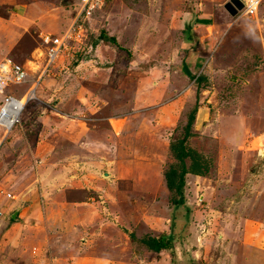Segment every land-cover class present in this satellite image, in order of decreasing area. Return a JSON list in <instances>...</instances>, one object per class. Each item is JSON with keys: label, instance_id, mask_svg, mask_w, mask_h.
Here are the masks:
<instances>
[{"label": "rangeland", "instance_id": "374dc122", "mask_svg": "<svg viewBox=\"0 0 264 264\" xmlns=\"http://www.w3.org/2000/svg\"><path fill=\"white\" fill-rule=\"evenodd\" d=\"M13 1H17L20 6L29 2V0H0L1 17L10 10L9 6ZM38 1L46 2L47 9L59 12V16H53L45 21L46 26L53 25L48 31L60 32L58 21L62 23L63 29L68 25L69 6L72 0ZM226 1L107 0L100 9L93 12L90 21L85 22V38L75 41L73 49L81 52L59 56L44 71L42 68H36L37 65L42 64L33 65L29 62L36 59L38 53L36 52L39 46L38 31L41 29L39 19L38 24L32 22L33 24L26 29V34L20 35L10 25H7L3 32L6 34L7 50L2 51L0 42V61L4 58H12L24 64L29 73L28 80L8 84L5 87L7 94L15 96L24 94L39 71L43 75L37 89H54L52 90L54 92L58 89L61 91L63 85L67 84L73 89L76 84L75 76L79 80L77 85L83 83L86 86L88 80L82 73L85 71L86 73L92 71V75L98 81L105 79L108 81L110 74L106 76L102 72L100 75L97 74V71L104 69L113 73V76H119L124 82L123 75L129 76L126 80L129 91L125 94L126 103H119L117 107L120 108L112 109L117 113L124 112L125 115L119 122L126 120L129 124L128 127L124 126L127 127L125 133H121V129L117 126L118 135L114 139L117 145L116 156L103 158L104 162L102 161L101 171L98 173L86 171L85 167H81L86 158H78L77 165L73 160L70 161L63 171L65 175L77 172L72 179L78 181L69 183L71 187L85 184L86 190L83 193L86 194L80 198H84L88 203L95 202L96 212L93 210L89 213L93 217L97 215L101 218L99 215L110 201L119 205L121 214L122 211L125 213L120 218L122 221L128 216L131 217L129 231L134 233L135 239L131 238V243L124 246L125 249H129L122 254L128 261L127 264H235L239 246L236 245L235 249H232L228 229H225L227 233H224L227 236L224 240L221 241L217 236L218 232L222 231L220 225H228L217 208L223 207L228 213L236 215L241 212L252 214L253 206L245 205L241 211L239 207L231 205L224 199L234 198L239 201L246 195L248 201L253 202L257 189L260 188V186L253 187V184L258 183L261 178L258 172L255 173L254 168L258 169V165L263 168L258 160L264 158V51L261 47V43L264 42V9H261L264 2L259 5L260 9L255 17L237 18L224 7ZM199 15L205 16L199 23L207 24L202 31L204 33L199 47L201 48L200 44L203 43L209 50L204 59L198 58V61L190 62L187 56L186 63L183 62L181 68V53L185 50L188 55V52H195L197 49V44L193 45L191 41L185 44L180 42L181 39L187 41L184 37L185 26L187 23L195 22ZM101 30H105L108 35H114L119 45L106 41L98 42L97 45L104 44L100 52L102 59L100 63L95 61L97 58L92 53L96 52L97 46L91 53L88 52L91 49L89 43ZM82 44H85L84 47ZM85 50L88 52L86 53ZM88 58H94L93 63L96 67L92 63L81 61ZM104 63H110L111 67H105ZM77 64H80V68H77ZM199 74L204 75L205 78L197 92L198 104L191 127L192 135L187 138L186 145L198 151L210 165L204 179L194 180L189 173L186 174L185 204L174 207L171 202L174 193L166 187L163 172L169 165L176 163L169 144L183 135L187 115L195 106L196 89L195 84L193 86V76ZM139 78L144 79L142 84L137 86ZM44 92L42 95L48 94ZM137 93L140 94V99H137ZM37 94L36 98L27 102L23 113L25 111L32 116H40V109L44 108L45 104L55 105L58 99L61 100L60 95L59 98L55 95L46 98ZM122 96L124 97L123 94H118L117 102L123 101ZM92 98L96 100L97 105L104 103L98 97L92 96ZM82 103L85 106V101ZM92 105L94 106L95 103L93 102ZM102 108L107 113L111 111L106 109L105 105ZM104 113L100 111L101 115ZM239 115L243 116L247 129L246 134L239 137L240 143L234 144L233 141L237 138L225 137L223 132L233 122H241ZM19 121L17 125L20 124ZM68 126L64 129L59 128V132L68 133L72 129H68ZM220 140H225L224 143L228 141V145L232 144L229 147L226 143L223 145ZM126 147L128 151L132 150L133 154L121 155L123 151L126 152ZM38 161V158H34L25 163L26 165L23 164L28 166V169L21 167L19 170L21 172L14 187L16 192L19 183H24L25 175L31 177L34 183L37 179L34 175L37 174L36 166L40 167L39 169L46 167L45 163ZM189 161L186 159L187 163ZM235 167L236 171L232 174L231 171ZM50 169L47 168L49 172L45 170L46 175L50 174ZM81 170L84 172L80 173ZM207 179L215 185L210 183L213 187L205 188L206 185L203 184ZM62 183L59 182L54 187L61 188ZM227 183L235 186L230 188V194L220 197L216 203L213 199L214 193L223 190L222 187ZM93 185H95V193L87 190ZM65 190L64 198L73 194L77 196V189ZM90 197L93 199H88ZM192 197H194L193 202H198L197 206L204 209L201 210L202 212L197 213V206L190 204L189 198L192 200ZM98 204L103 207L102 211L97 212ZM261 208L264 209L263 206ZM257 209H260L259 205ZM41 210L40 215L44 216L43 207ZM103 213L108 212L106 210ZM144 216H148L149 220L144 219ZM112 220L117 226H122L115 218ZM88 224L90 222L85 225ZM169 233H172L174 239L168 249L154 252L139 243L141 237ZM80 235L83 234L80 232ZM223 241L225 246H221ZM39 254V250L30 254L26 248L24 261L30 264H44L45 262L34 260ZM88 263L92 264L93 260Z\"/></svg>", "mask_w": 264, "mask_h": 264}, {"label": "crops", "instance_id": "0c3cea01", "mask_svg": "<svg viewBox=\"0 0 264 264\" xmlns=\"http://www.w3.org/2000/svg\"><path fill=\"white\" fill-rule=\"evenodd\" d=\"M263 2L264 0L260 4H263ZM9 7L10 10L5 13V16H0L2 51L7 50L6 34L3 33L5 28L8 27L7 25L15 28L21 35L26 34V29L33 23L38 24L39 19L41 25V29L38 31L39 36L44 32H51L48 29L52 28L53 25L48 27L45 25V21L53 16H59L58 11L47 9V3L39 2L38 0H29L23 6H20L17 1H13ZM261 9H264V6ZM61 17L63 18L64 16ZM202 18H205V16H198V19ZM57 24L60 25L62 30V23L58 21ZM206 25L195 21L191 27L192 36L190 40L187 39V32H185L184 37H186L187 41L181 39L180 42L185 44L191 41L193 45L197 44V49L195 52H188V55H186L187 52L184 50L181 53V64L183 62L186 63L185 59L187 56L190 62L198 61V58L204 59L209 49H206L203 43L200 44V48L199 43L204 33L202 31ZM103 45V43L97 45L96 52L93 51L94 56L97 58L96 62H102L100 52ZM261 47L264 51V42L261 43ZM40 49L41 47L36 48V52L38 51L36 59L29 60V62L35 65L43 63V56L38 57ZM81 61H87L89 64L95 65L93 63L94 58ZM83 62L80 63L82 64ZM106 63L103 64L105 67H111L110 63ZM77 68H80V64H77ZM101 72L105 76L110 74L108 81L106 79L105 81H98L92 75V71L87 73L85 71L82 73L88 80V82L86 81V86L82 82V85H77L79 80L75 76L76 79L74 81L76 84L73 89L69 84L63 85L61 91L58 89L55 92L52 91L54 89H37L35 93L40 96L52 98L49 96L55 95L59 98L60 95L61 100L58 99L55 105L45 104L44 108L40 109V116H32L31 113L25 111L23 113L24 107L20 114V124L14 125L8 132L0 126V264H30V262L24 261L26 248H28L30 254L39 250V256L33 259L36 262H45L44 264H87V262H92V260V264H127L126 262L128 261L123 258L122 254L129 250L128 248L125 249L124 246L128 243L130 244L131 239L128 238V234L123 229L129 230L131 217L128 216L122 221L120 218L125 213L122 211L121 214L119 205L113 201L108 203V208L105 206V209H103V212L107 210L108 213L102 212L99 215L101 218L97 217V215L93 217L89 213L93 210L96 212L95 202L88 203L85 202L84 198H80L86 194L83 193L86 190L85 184L71 187L68 184L77 180L72 179L77 172L66 175L63 172L70 161L73 160L75 165H77L78 158H86L84 164L81 165V167H85L86 171L100 172L103 158H112L117 154V145L114 143V139L117 138L118 127L121 129L120 132L123 133L124 131L126 132V128L129 126L126 120H123L122 123L119 122L122 120L121 117L125 115L124 112L117 113L112 111V109L120 108L117 107V104L126 103L124 98H126L125 94L129 92L126 82L129 76L123 75L124 82L121 78L119 79V76H113V73L111 74L107 69L99 70L97 74L100 75ZM143 79L139 78L137 80V86L142 84ZM43 92L48 94L42 95ZM38 94L37 96H39ZM118 94L124 95V97L122 96V102H117ZM92 96L100 98L104 103L97 105L96 100ZM140 97V94L137 93V99H140ZM83 101H85V106L82 103ZM93 102L95 103L94 106L92 105ZM104 105L106 109H111L109 113L102 108ZM100 111H104V115H101ZM239 119L241 122H233L223 132L225 137L231 136L232 138L230 139L237 138L233 141L234 144L240 143L239 137L246 134L247 126H245V120L242 115H239ZM66 126L69 127L68 129H72L68 133L59 132V128L64 129ZM124 126L127 127L125 128ZM32 131L35 132L33 133ZM212 138L217 140L215 137ZM224 141L220 140L223 145L226 143ZM226 144H229L228 141ZM231 144L228 146L230 147ZM127 147L126 152L123 151L121 155L133 154V151L130 149L128 151ZM34 158H38V163H45L46 167L39 169L40 167L36 166L37 174L34 173V175H36L37 179L34 183L31 177L25 175L24 183H19L17 191L20 193H18L14 187L18 182L16 180L19 178L18 174L21 172L19 170L21 167L27 168L28 166H25V163L30 162ZM258 162L261 163L263 168H260L259 165L257 166L258 169L254 168L255 173L258 172L261 175L259 182L253 184L255 188L260 186L257 189L255 201H248L246 195L239 201L234 198L224 199V201L230 202L231 205L239 207L241 211L245 205L253 206L252 214L250 212L246 214L241 212L236 215L228 213L227 209H223V207L217 208L223 214L224 221L228 224L220 225L222 231L218 232L219 235L217 234V236L220 237L221 241L224 240V237L227 236L225 229H228L230 230L228 233H230L229 241L232 243V249L234 250L236 245L239 246L236 252L235 264H264V209L261 208L262 206L264 207V158L258 160ZM49 164L52 165L49 166ZM47 168H51L49 175L45 173V170L49 172ZM235 169L236 167L232 169V174L236 171ZM83 172L82 170L80 171V173ZM190 175L194 180L204 179V176ZM208 179L203 184L206 185L205 188L208 186L213 187L210 183L214 184V182H210V179ZM59 182H63L62 186L60 185L61 188L56 189L54 185ZM224 185L222 187L223 190L220 189L214 193L213 199L216 203L220 197H226L227 194H230V188L235 186V184L229 185L228 183ZM66 188L77 189V196L75 197L74 191H72L73 196L67 195V198H64L63 192L66 191ZM87 190L95 193V185L88 187ZM190 194H192L191 190ZM204 194L205 192H203ZM88 199H93V197ZM193 201L194 197H192V200L189 198L190 204L196 207L198 202L195 203ZM258 205L260 209H257ZM41 207H43L44 216L40 215L42 213V210L40 211ZM197 207V213L204 210L201 207ZM101 208L103 207L98 204L97 212L102 211ZM85 213L87 214L85 215ZM91 218L93 219L91 220ZM113 218L120 222L122 226H117L113 222ZM143 218L149 220L148 216ZM87 222H90V224L85 225ZM80 232L83 235H80ZM222 243L223 245L221 246H225V241ZM98 248H100V251H98ZM92 251L95 252L93 253ZM71 256H75V258L72 257L70 259Z\"/></svg>", "mask_w": 264, "mask_h": 264}, {"label": "built area", "instance_id": "2783aa9c", "mask_svg": "<svg viewBox=\"0 0 264 264\" xmlns=\"http://www.w3.org/2000/svg\"><path fill=\"white\" fill-rule=\"evenodd\" d=\"M240 1L242 2V7L237 10V17L241 15L255 16L262 0ZM104 2L105 0H76L73 4L74 14L68 26L59 34L43 33L41 35L42 48L39 56H43V63L37 66H40L44 71L59 56L74 55L77 52H81L78 49H76L77 51L73 49V45L75 41H81L85 38L86 20ZM84 45L82 44V46ZM42 75V72L37 74L32 85L25 89L24 94L19 96L3 95L0 102V126L7 132L19 121V112L24 104L35 98L36 87L39 85ZM26 80H28V72L23 64L14 61L12 58H4V60L0 61V91L10 83L16 84Z\"/></svg>", "mask_w": 264, "mask_h": 264}, {"label": "trees", "instance_id": "16d2710c", "mask_svg": "<svg viewBox=\"0 0 264 264\" xmlns=\"http://www.w3.org/2000/svg\"><path fill=\"white\" fill-rule=\"evenodd\" d=\"M73 1V0H72ZM196 23H199L200 19H195ZM194 22L187 23L185 26V32H187V39H191V27ZM90 39V38H89ZM91 43H89L90 51H86V53H91L94 47L97 46L98 42L106 41L111 42L114 45H119L117 39L114 35H108L105 30H101L97 37L92 38ZM85 53V54H86ZM93 53V52H92ZM87 55V54H86ZM84 56L85 58L87 56ZM183 64V63H182ZM181 64V66H183ZM188 75H190L188 73ZM187 75V76H188ZM204 75H197L193 76L195 89H196V99H195V106L187 115V120L184 125V132L183 135L176 139L175 141H171L169 144V149L176 160V163H173L168 166L166 170L163 172V178L166 184V187L170 192H173L174 195L171 199L174 207H178L180 205L185 204V197H184V185H185V176L186 174H197L200 176H204L209 170V162L206 160L198 151L188 147L186 145L187 138L192 135L191 127L195 119V113L197 109V92L199 89V85L202 81H204ZM186 159H189V163L186 162ZM189 212L188 208L186 209ZM131 239L134 238V233L129 231L128 229H123ZM131 239V240H132ZM174 237L172 233L169 234H160L159 236H150L147 235L145 237H141L139 243L144 244L150 250L154 252H159L164 249H168L171 247L172 241Z\"/></svg>", "mask_w": 264, "mask_h": 264}, {"label": "clouds", "instance_id": "9594fccd", "mask_svg": "<svg viewBox=\"0 0 264 264\" xmlns=\"http://www.w3.org/2000/svg\"><path fill=\"white\" fill-rule=\"evenodd\" d=\"M75 1H76V0H73V1L71 2L70 6H69V10H70V21H71V18L73 17V14H74L73 4L75 3ZM105 1H106V0H105ZM227 1H230V0H227ZM227 1H226V2H227ZM238 1H239V4H241L240 7H237L236 4L233 3V5H234V7H235V9H236V12H235V14H234L235 17H237V10L240 9V8L242 7V2H241L240 0H238ZM103 4H104V3H103ZM101 7H102V6H101ZM101 7H100V8H101ZM100 8H97V10L100 9ZM258 9H259V7H258ZM95 11H96V10H95ZM257 13H258V11H257ZM92 14H93V13H92ZM256 15H257V14H256ZM256 15H255V16H256ZM92 16H93V15H91L90 18H91ZM243 16H247V17H255V16H249V15H241L240 17H243ZM90 18H89L88 20H86V22L90 21ZM237 18H238V17H237ZM69 23H70V22H69ZM69 23H68V24H69ZM67 26H68V25H67ZM67 26H66V27H67ZM66 27H65V28H66ZM85 27H86V24H85ZM65 28H64V29H65ZM64 29H62L61 31H63ZM61 31H60V32H61ZM60 32H58V33L44 32V33L59 34ZM42 34H43V33H42ZM42 34H41V35H42ZM41 35L38 36V39H39V46H38V47H41V48H42ZM83 47H84V46H83ZM40 51H41V49H40ZM85 52H86V51H85ZM39 53H40V52H39ZM79 53H80V52H79ZM38 57H40L39 54H38ZM31 63H32V62H31ZM23 65H24V64H23ZM33 65H35V64L33 63ZM24 66H25V65H24ZM26 68H27V67H26ZM36 68L41 69L40 66H36ZM39 72H40V71H39ZM28 79H29V73H28ZM39 84H40V83H39ZM31 85H32V84H31ZM31 85H30V86H31ZM36 89H37V87H36ZM35 92H36V91H35ZM0 93H1V91H0ZM4 94H7V93L5 92V87H4V89L2 90V95L0 96V102H1V99H2V97H3ZM35 95H36V93H35ZM35 98H36V97H35ZM26 104H27V103H26ZM26 104H24L23 108H22L21 111L19 112V118H20V114H21L22 110L24 109V107H26ZM15 124H16V123H15ZM15 124H14V125H15ZM12 127H13V126H12ZM12 127H11V128H12ZM9 131H10V130H9Z\"/></svg>", "mask_w": 264, "mask_h": 264}, {"label": "water", "instance_id": "95a60500", "mask_svg": "<svg viewBox=\"0 0 264 264\" xmlns=\"http://www.w3.org/2000/svg\"><path fill=\"white\" fill-rule=\"evenodd\" d=\"M233 3H235L237 7H240V6H241V4H239V1H238V0H230V1H227V2L224 3V7H225V8L227 9V11H229L232 15H234L235 12H236V9H235ZM14 217H15V215H14Z\"/></svg>", "mask_w": 264, "mask_h": 264}, {"label": "bare ground", "instance_id": "6f19581e", "mask_svg": "<svg viewBox=\"0 0 264 264\" xmlns=\"http://www.w3.org/2000/svg\"><path fill=\"white\" fill-rule=\"evenodd\" d=\"M202 31V30H201ZM15 115H16V113H15Z\"/></svg>", "mask_w": 264, "mask_h": 264}]
</instances>
